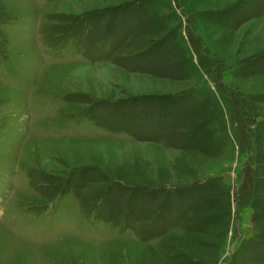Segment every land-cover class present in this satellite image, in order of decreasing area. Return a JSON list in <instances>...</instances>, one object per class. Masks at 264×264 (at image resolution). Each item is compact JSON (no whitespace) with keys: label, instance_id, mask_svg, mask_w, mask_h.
<instances>
[{"label":"rangeland","instance_id":"rangeland-1","mask_svg":"<svg viewBox=\"0 0 264 264\" xmlns=\"http://www.w3.org/2000/svg\"><path fill=\"white\" fill-rule=\"evenodd\" d=\"M0 264H264V0H0Z\"/></svg>","mask_w":264,"mask_h":264}]
</instances>
